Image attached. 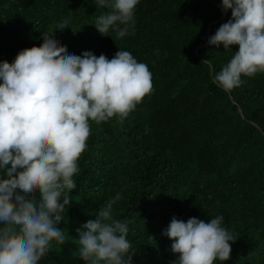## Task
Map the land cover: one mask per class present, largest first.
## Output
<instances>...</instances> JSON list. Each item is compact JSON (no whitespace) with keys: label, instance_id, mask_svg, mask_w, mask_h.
Here are the masks:
<instances>
[{"label":"trees","instance_id":"obj_1","mask_svg":"<svg viewBox=\"0 0 264 264\" xmlns=\"http://www.w3.org/2000/svg\"><path fill=\"white\" fill-rule=\"evenodd\" d=\"M109 11L97 0H0V63L41 46L46 33L77 56L90 51L110 60L128 51L152 76L151 93L125 120L89 121L76 188L57 225L65 243L53 242L38 264H86L77 229L117 194L113 219L129 221L132 264L178 259L163 235L173 217L217 216L235 241L230 258L215 264H264V73L242 75L240 87L224 91L214 76L239 46L208 43L231 10L222 18V0H139L123 38L97 31Z\"/></svg>","mask_w":264,"mask_h":264},{"label":"clouds","instance_id":"obj_2","mask_svg":"<svg viewBox=\"0 0 264 264\" xmlns=\"http://www.w3.org/2000/svg\"><path fill=\"white\" fill-rule=\"evenodd\" d=\"M138 3L97 0L98 7L111 10L98 18L97 31L104 35L112 29L123 38ZM222 10H231L232 18L208 43L223 45L225 51L239 46L214 76L227 92L241 86L242 75L264 73V0H222ZM68 23L64 20L57 29L63 31ZM0 81V169L6 176L0 179V264H38L53 242L65 243L57 225L70 203L67 194L76 188L73 177L80 171L77 162L90 136L89 121L125 120L151 93L152 76L128 51L110 60L90 51L77 56L53 34L43 33L41 46L20 51L12 63H0ZM120 198L117 194L97 219L77 229L79 257L86 264H132L129 221L113 219V204ZM223 219L184 222L173 217L163 233L173 241L171 252L178 257L173 264L227 261L235 237L221 226Z\"/></svg>","mask_w":264,"mask_h":264},{"label":"water","instance_id":"obj_3","mask_svg":"<svg viewBox=\"0 0 264 264\" xmlns=\"http://www.w3.org/2000/svg\"><path fill=\"white\" fill-rule=\"evenodd\" d=\"M225 17V12H223V16H222V18H224Z\"/></svg>","mask_w":264,"mask_h":264}]
</instances>
